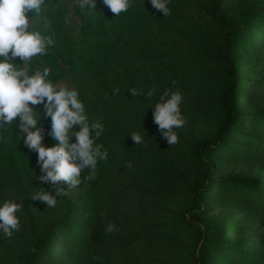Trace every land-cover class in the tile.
I'll use <instances>...</instances> for the list:
<instances>
[{"label":"rangeland","instance_id":"1","mask_svg":"<svg viewBox=\"0 0 264 264\" xmlns=\"http://www.w3.org/2000/svg\"><path fill=\"white\" fill-rule=\"evenodd\" d=\"M67 3L65 21L76 28L75 5ZM208 4L169 0L167 16L148 0H132L118 16L105 6L98 28L106 39L93 68L71 74L51 67L54 82L70 83L83 97L89 122L104 125L96 143L107 157L48 208L31 197L51 187L35 179L38 154L24 147L14 122L8 125L0 133V201L21 204L20 230L0 237V264H195L203 226L212 236L206 264H264V0H226L227 13L246 28L232 54L242 81L235 100L242 118L225 143L195 156L190 144L214 142L223 119L220 99L231 85L217 61L220 35L205 13ZM45 29L58 39L50 22ZM38 65L33 58L24 67L31 74ZM133 88L152 95L133 96ZM165 90L182 94L185 117L171 146L151 108ZM32 107L43 145L52 146L51 117L43 104ZM132 132L144 143L135 145ZM58 186L68 190L64 182ZM110 221L111 233L105 231Z\"/></svg>","mask_w":264,"mask_h":264},{"label":"clouds","instance_id":"2","mask_svg":"<svg viewBox=\"0 0 264 264\" xmlns=\"http://www.w3.org/2000/svg\"><path fill=\"white\" fill-rule=\"evenodd\" d=\"M148 2L164 16L169 15V0ZM73 3L81 14L97 12L96 0H73ZM131 3L132 0H103V4L116 16L126 12ZM45 4V0H0V133L14 122L15 129H19L16 134L20 141L23 136L24 147L38 154L37 164L40 165L41 174L35 179L51 187L40 188L31 197L46 203L48 208H54L57 197L66 195L82 183V172L87 170L95 174L98 161L106 159L107 151L102 150L103 145L96 143L104 131V125L99 121L89 122L78 90L70 83L61 86L54 82L51 67L42 59L55 41L50 35L30 27V21L33 15L41 13ZM17 57L21 64L16 63ZM33 58L39 59L40 63L30 74L24 66ZM118 91L114 89L113 94ZM129 92L133 96L152 95V90L141 93L133 88ZM159 97L160 102L151 107L154 110L153 122L158 125L161 137L171 146L178 142L175 129L185 124L180 109L182 94L165 90ZM41 104L44 115L51 117L50 135L55 141L48 147L42 143V130L38 127L39 113L32 107ZM73 136L76 138L74 143L71 142ZM129 136L135 145L144 143L139 132H132ZM4 140L5 137L0 135V141ZM126 166L131 168V162ZM60 182L68 186L67 191L58 186ZM20 207L21 204L15 200L0 201V237H11L20 230L17 216ZM114 230L116 225L110 221L105 231L111 233Z\"/></svg>","mask_w":264,"mask_h":264},{"label":"trees","instance_id":"3","mask_svg":"<svg viewBox=\"0 0 264 264\" xmlns=\"http://www.w3.org/2000/svg\"><path fill=\"white\" fill-rule=\"evenodd\" d=\"M45 2L46 4L42 7L41 13L39 15H33L31 21V27L40 30L42 34L46 30V21L50 22L57 32L58 39L54 40V46L42 58L44 63L60 72L64 70L71 74L77 67L92 69L95 63L96 53L99 49L98 43L106 39V34H102V31L98 28L102 9L106 6L103 4V0H96L97 12L91 15L81 14L75 6L72 8L75 16L80 20L79 26L76 28L68 26L65 21V16L68 13V0H45ZM225 4L226 0H209L205 13L218 27L221 49L218 53L217 61L222 65L224 73L231 82V85L223 92L220 99L223 119L214 142L201 141L190 144L189 152L195 156H201L202 153L214 146L225 143L226 139L242 118L235 104L236 97L242 87V81L232 60V54L241 44L240 36L246 28L242 22L237 23L227 13ZM37 60L40 63V60ZM79 98L84 102L80 94ZM210 168L209 166L207 181L210 178ZM256 184H253V188H257L258 184L262 185L263 183L258 182ZM250 203L255 204L256 202L252 199ZM259 204L264 205V201H260ZM197 229L200 232V239L197 252L194 256V263L206 264L205 257L207 251L210 249L212 240L210 228L209 226H203V229L201 227H197Z\"/></svg>","mask_w":264,"mask_h":264}]
</instances>
